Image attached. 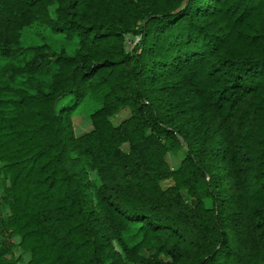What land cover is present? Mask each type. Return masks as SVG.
<instances>
[{
    "label": "trees",
    "instance_id": "16d2710c",
    "mask_svg": "<svg viewBox=\"0 0 264 264\" xmlns=\"http://www.w3.org/2000/svg\"><path fill=\"white\" fill-rule=\"evenodd\" d=\"M2 175L0 264H264V0H0Z\"/></svg>",
    "mask_w": 264,
    "mask_h": 264
},
{
    "label": "rangeland",
    "instance_id": "374dc122",
    "mask_svg": "<svg viewBox=\"0 0 264 264\" xmlns=\"http://www.w3.org/2000/svg\"><path fill=\"white\" fill-rule=\"evenodd\" d=\"M31 31H46V26L42 23H37L32 27ZM26 38H29V32L26 34ZM52 40H55L54 37H52ZM129 114V110L127 108H124L117 112L112 118L111 121L114 125H117L120 121H122L124 118H126ZM72 126L75 134H80L83 132H86L90 130L91 125H90V120L87 117V111L84 109L79 110L77 113H75L72 117ZM182 150H178L176 152H169L166 154V160L168 161L169 165L171 167H174L177 165V163L180 161L182 155H183ZM93 175V174H92ZM5 183V178L0 176V223L3 220V217H5L7 213V207L2 204L1 196L3 194V185ZM170 184V180L162 181L161 186L162 187H167ZM4 238V233L0 230V241L3 240ZM18 256H21L22 260L24 262L29 260V253L27 252H21L19 249H14L11 251V253L8 254V257H13L16 258Z\"/></svg>",
    "mask_w": 264,
    "mask_h": 264
},
{
    "label": "water",
    "instance_id": "95a60500",
    "mask_svg": "<svg viewBox=\"0 0 264 264\" xmlns=\"http://www.w3.org/2000/svg\"><path fill=\"white\" fill-rule=\"evenodd\" d=\"M129 39L132 40L133 37L131 36V37H129ZM125 44L128 45V47H130L129 41H125Z\"/></svg>",
    "mask_w": 264,
    "mask_h": 264
}]
</instances>
